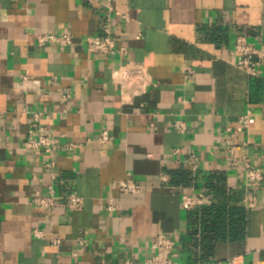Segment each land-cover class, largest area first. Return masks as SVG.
<instances>
[{"label":"crops","instance_id":"obj_1","mask_svg":"<svg viewBox=\"0 0 264 264\" xmlns=\"http://www.w3.org/2000/svg\"><path fill=\"white\" fill-rule=\"evenodd\" d=\"M107 1L0 0V264H143L158 234L187 253L182 197L202 191L228 157L264 168V59L252 76L233 52L244 33L264 47V0H112V11ZM62 31L71 46H38L37 34ZM108 32L124 53L87 52V36ZM33 111L77 146L56 153L52 173L62 195L83 196L81 210L31 202L52 182L50 157L24 146ZM248 111L250 126L239 131ZM103 131L109 144L99 142ZM194 154L196 172L187 164ZM129 174L136 194L118 190ZM225 174L230 188H243L239 168ZM257 201L247 239L219 243L212 261L264 264V184Z\"/></svg>","mask_w":264,"mask_h":264},{"label":"built area","instance_id":"obj_2","mask_svg":"<svg viewBox=\"0 0 264 264\" xmlns=\"http://www.w3.org/2000/svg\"><path fill=\"white\" fill-rule=\"evenodd\" d=\"M105 6L110 9V11L114 10L112 9V0H108ZM84 43L87 52L91 54H116L117 52H125L124 48L118 49L116 38L113 34H111V32H108L105 36H87L84 39ZM37 44L41 48L49 45H57L58 47L67 48L73 44V36L69 31L39 33L37 34ZM233 50L234 55L236 56L235 65L237 68L242 71L244 70V72L249 75L256 76L258 68L264 59V47L256 46L250 42L249 36L244 33L235 37L233 41ZM251 117L252 112L248 111L239 118V131L247 130L249 128ZM29 119L30 131L28 139H26L24 143L25 149L37 155L44 154L50 157L49 161L45 164V168L51 172L50 174L52 176V182L47 184L44 191H37L34 193L31 199L32 204L38 206L44 211L53 212L57 203L64 200L65 207L68 211L74 212L81 210L84 205L83 196H80L76 192H70L67 195H62L55 185L57 175L52 173L54 167L56 166V153L59 151H72L77 146L71 143H64L61 139L54 136L52 132L45 130L41 123L42 115L40 112H31ZM230 130V128H227L228 132H230ZM99 140L101 144H109L112 137L107 131H103L99 136ZM226 144H228L227 146H229V148L235 145L231 137L227 138ZM228 158V168L222 169L221 172L225 173L228 169L234 168L240 169L239 176L245 182L242 188L244 191L242 203L246 209L251 210L256 208L258 202L257 190L264 184V168L253 165L254 163H252L248 156H243L242 158L231 156ZM197 160L198 158L195 154L191 155L190 159L187 160V164L192 167L194 172L198 170L195 163ZM231 189H234V186ZM118 190L120 193L136 194L139 192L140 186L129 174L126 179L119 181ZM182 199V208L188 211H193L197 208H201L202 206H209L214 201L212 195L203 190L195 192L191 195H185ZM107 209L110 212H115L117 210L113 198H108ZM34 235L38 237L40 235V231L34 230ZM78 241L82 248H85L88 245V239L85 237L79 238ZM151 248L152 251L143 264H188L182 260L178 240L171 236H164V234L156 235L153 239ZM124 264L135 263L131 260H126ZM203 264L217 263L209 261ZM228 264L241 263L239 262L238 257H232L229 259Z\"/></svg>","mask_w":264,"mask_h":264},{"label":"trees","instance_id":"obj_3","mask_svg":"<svg viewBox=\"0 0 264 264\" xmlns=\"http://www.w3.org/2000/svg\"><path fill=\"white\" fill-rule=\"evenodd\" d=\"M227 181L226 174L219 172L210 174L203 184V190L212 195L214 201L190 213L187 253L179 244L184 262L207 263L214 259L219 243L239 244L247 239L250 211L242 203L244 191L229 188Z\"/></svg>","mask_w":264,"mask_h":264}]
</instances>
